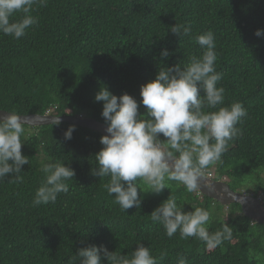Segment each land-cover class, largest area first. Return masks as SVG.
Returning <instances> with one entry per match:
<instances>
[{
  "label": "trees",
  "instance_id": "obj_1",
  "mask_svg": "<svg viewBox=\"0 0 264 264\" xmlns=\"http://www.w3.org/2000/svg\"><path fill=\"white\" fill-rule=\"evenodd\" d=\"M32 14L38 24L20 39L0 33V110L102 123L103 102L94 99L101 87L139 102L141 86L155 79L161 64L183 65L188 56L201 55L194 37L211 30L216 70L223 73L217 86L225 88L227 104L241 102L248 115L237 124L242 135L229 142L206 175L264 205V37L255 35L264 29V0H48ZM177 22L191 24L190 37L171 33ZM165 48L172 55L162 58ZM139 111L147 110L140 104ZM70 125L75 124L40 126L22 137V154L30 160L20 173L24 182H10L14 173L0 180V264H73L80 248L104 245L130 254L137 241L151 248L158 264H177L181 255L187 264H264V224L246 217L239 204L223 206L169 181L170 188L159 194L140 191V209L122 211L105 187L109 177L92 174L102 134L75 125L65 140ZM41 161H65L76 175L55 203L33 207L44 180ZM171 193L185 211L191 205L208 209L210 231L226 221L232 241L209 250L196 238L181 239L179 232L167 237L150 214ZM162 252L167 255L161 260Z\"/></svg>",
  "mask_w": 264,
  "mask_h": 264
},
{
  "label": "clouds",
  "instance_id": "obj_2",
  "mask_svg": "<svg viewBox=\"0 0 264 264\" xmlns=\"http://www.w3.org/2000/svg\"><path fill=\"white\" fill-rule=\"evenodd\" d=\"M47 2L0 0V33L20 39L28 28L38 24V17L32 14L35 7L46 6ZM17 15L19 18L15 19ZM170 31L182 39L191 36L192 26L177 22L170 26ZM255 35L264 37V29H257ZM194 39L203 49L202 54L188 56L183 65L180 62L172 66L161 64L155 79L141 86L139 102L128 93L117 96L107 86L95 95V101L103 102L101 115L107 134L100 138L103 147L94 156L96 166L92 174L109 177L105 187L122 211L127 212L133 206L140 209L143 202L140 191L159 194L170 188L169 181L199 196L206 170L221 161L230 141L242 135L237 124L248 112L241 102L227 104L225 88L217 86L223 73L216 70L214 33L209 30ZM170 55L167 48L160 53L162 58ZM140 104L145 106V114L140 113ZM51 117L53 126L61 125L60 115ZM38 124L25 122L14 110L0 116V180L14 173L10 182H24L20 173L30 160L22 154L25 143L22 137L26 140L33 135ZM74 130L75 125L68 127L65 140L72 138ZM41 171L44 180L34 194L33 207L55 203L60 193L70 191L67 181L76 175L75 169L65 161H41ZM184 206L171 193L151 212V221L162 225L167 237L172 238L179 232L181 239L196 238L209 250L232 241L233 228L226 221L210 231L212 213L208 209L191 205L192 210L185 211ZM136 245L130 254H122L109 251L104 245L92 244L80 248L72 262L104 264L106 259L107 264H158L149 246L142 241ZM166 255L162 252L160 259ZM177 264H187L186 256H179Z\"/></svg>",
  "mask_w": 264,
  "mask_h": 264
},
{
  "label": "water",
  "instance_id": "obj_3",
  "mask_svg": "<svg viewBox=\"0 0 264 264\" xmlns=\"http://www.w3.org/2000/svg\"><path fill=\"white\" fill-rule=\"evenodd\" d=\"M7 111L0 110V116L4 115ZM50 115V116H49ZM22 120L25 122L39 123L37 127L52 125V114H27L21 115ZM62 123H71L93 131H97L102 135L107 134L106 124L98 121L92 117L84 116H61ZM202 190L201 195L207 196L218 201L223 206H230L232 204H239L243 214L259 224H264V205L259 198L253 195L237 192L233 190L229 184L223 180H215L214 178L205 175L201 180Z\"/></svg>",
  "mask_w": 264,
  "mask_h": 264
},
{
  "label": "built area",
  "instance_id": "obj_4",
  "mask_svg": "<svg viewBox=\"0 0 264 264\" xmlns=\"http://www.w3.org/2000/svg\"><path fill=\"white\" fill-rule=\"evenodd\" d=\"M208 176L213 177L212 174H209Z\"/></svg>",
  "mask_w": 264,
  "mask_h": 264
}]
</instances>
